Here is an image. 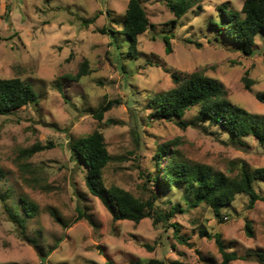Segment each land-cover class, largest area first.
I'll return each instance as SVG.
<instances>
[{"label": "rangeland", "instance_id": "374dc122", "mask_svg": "<svg viewBox=\"0 0 264 264\" xmlns=\"http://www.w3.org/2000/svg\"><path fill=\"white\" fill-rule=\"evenodd\" d=\"M244 1L205 0L176 18L164 0H142L151 26L139 36L133 58L128 37L117 32L129 0H0V77H19L39 95L38 104L0 115V264L220 263L215 237L202 231L219 233L226 249L237 252L231 264H264L255 254L264 253V200L249 208V196L240 193L217 217L205 204L191 206L185 186L168 191L151 180L154 155L166 142L182 159L227 175H237L243 164L264 167V145L255 137L232 143L219 126L197 120V107L185 115L196 124L184 128L159 118L151 101L175 85L173 74L201 72L220 81L235 104L264 116V104L255 97L264 91V36L256 37L254 53L246 55L211 26L220 5L239 11ZM84 62L88 73L76 79ZM246 76L254 80L251 91ZM97 129L111 155L107 187L142 198L154 192L164 212L174 205L184 211L156 226L151 217L114 220L88 190L86 168L71 146ZM36 145L46 147L29 154ZM254 188L264 196V179L255 180ZM23 197L37 205L34 216L24 213ZM6 207L17 208L25 230ZM79 208L91 220L80 218ZM247 220L253 236L246 234Z\"/></svg>", "mask_w": 264, "mask_h": 264}, {"label": "trees", "instance_id": "16d2710c", "mask_svg": "<svg viewBox=\"0 0 264 264\" xmlns=\"http://www.w3.org/2000/svg\"><path fill=\"white\" fill-rule=\"evenodd\" d=\"M164 1L176 18H182L193 8H201L205 0ZM218 12L219 18L211 21L213 30L218 35L234 42L244 54L252 55L256 47V37L264 36V0H245L239 11L230 9L224 3L219 6ZM150 26L151 23L142 0H129L122 28L117 32L128 37V53L131 57L138 56L139 36ZM107 31L108 29H103L102 32L107 33ZM111 33L116 32L111 31ZM165 43L166 51L170 52L172 49L169 36H165ZM87 66V62L82 64L76 79L88 73ZM173 80L175 85L171 89L156 94L151 99L159 118L169 121L176 120L177 124L185 128L190 124H196L195 121L185 120V115L193 107H197V120L219 126L226 131L232 143L242 144L245 137L253 136L261 145H264V116L249 112L231 101L220 81L201 72H194L184 78L173 74ZM244 82L246 89L251 91L254 80L246 76ZM255 97L264 104V91L255 93ZM38 103L39 95L29 82L19 77H0V115L12 113L28 104ZM105 109L102 107L98 110L100 118ZM136 140L139 141L138 136ZM71 146L76 160L86 168L85 184L88 190L103 202L114 220H132L138 223L144 218L151 217L156 226L160 222L170 220L177 212L184 211L179 205H174L169 213L164 212L156 205L157 196L154 192L142 198L117 185L107 187L104 172L111 160V155L105 142V136L98 129L74 140ZM45 147L36 145L29 149L28 153L33 154ZM154 159L155 171L151 180L158 187L169 191L174 186H185L192 196L191 206L205 204L213 209L217 217L221 216V208L229 206L240 193L249 196V208H252L258 200H264V196L254 188L255 180L264 179V167L252 170L243 164L237 175H227L222 171L214 170L209 165L192 164L182 159L179 151L172 148L171 142L159 145ZM3 176L0 168V179ZM0 197L5 199L1 190ZM22 207L29 217L37 212V205L24 197ZM6 209L11 220L25 230L26 219L17 213V208L6 207ZM78 211L80 218L86 217L91 220L90 215L83 209L79 208ZM245 230L248 236L254 235L250 220L246 221ZM202 232L215 237L222 254V260L218 264H231L239 258L237 252L226 249L219 233L211 235L207 231ZM39 252L44 254L41 250ZM255 254L264 262V253L257 251ZM110 264L115 263L111 261ZM149 264H162V261L154 259ZM171 264L200 263L174 260Z\"/></svg>", "mask_w": 264, "mask_h": 264}]
</instances>
